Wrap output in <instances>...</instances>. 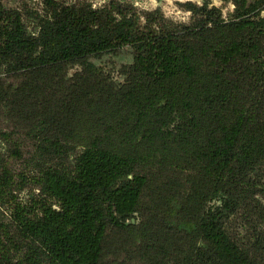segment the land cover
Wrapping results in <instances>:
<instances>
[{"label": "trees", "instance_id": "16d2710c", "mask_svg": "<svg viewBox=\"0 0 264 264\" xmlns=\"http://www.w3.org/2000/svg\"><path fill=\"white\" fill-rule=\"evenodd\" d=\"M223 1L0 0V264H264V0Z\"/></svg>", "mask_w": 264, "mask_h": 264}, {"label": "rangeland", "instance_id": "374dc122", "mask_svg": "<svg viewBox=\"0 0 264 264\" xmlns=\"http://www.w3.org/2000/svg\"><path fill=\"white\" fill-rule=\"evenodd\" d=\"M105 0H93L96 5L102 4ZM136 6L140 9H154L160 7L164 13L174 19L181 21H188L190 19V13L180 8L178 5V1H186V0H132ZM198 3H201L203 0H193ZM212 3L219 5L223 8L224 13L228 14L233 9V4L230 1L223 0H211ZM114 76H118L119 74L114 71Z\"/></svg>", "mask_w": 264, "mask_h": 264}, {"label": "snow or ice", "instance_id": "6c2138e0", "mask_svg": "<svg viewBox=\"0 0 264 264\" xmlns=\"http://www.w3.org/2000/svg\"><path fill=\"white\" fill-rule=\"evenodd\" d=\"M169 2H171V0H169Z\"/></svg>", "mask_w": 264, "mask_h": 264}]
</instances>
